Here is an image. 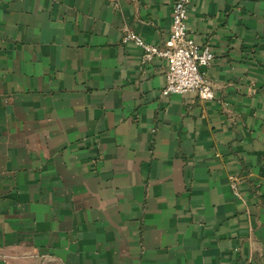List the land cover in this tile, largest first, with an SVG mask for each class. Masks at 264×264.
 <instances>
[{
	"label": "crops",
	"instance_id": "1",
	"mask_svg": "<svg viewBox=\"0 0 264 264\" xmlns=\"http://www.w3.org/2000/svg\"><path fill=\"white\" fill-rule=\"evenodd\" d=\"M173 1L0 0V264H264V0H191L211 101L121 42Z\"/></svg>",
	"mask_w": 264,
	"mask_h": 264
},
{
	"label": "built area",
	"instance_id": "2",
	"mask_svg": "<svg viewBox=\"0 0 264 264\" xmlns=\"http://www.w3.org/2000/svg\"><path fill=\"white\" fill-rule=\"evenodd\" d=\"M191 0H174L171 6V24L161 46L142 41L126 28L122 30V43L132 42L142 52L141 62L153 58L165 64V85L163 94L193 95L201 101H211L215 92L205 76V69L214 58L210 44L198 45L189 34L186 21ZM237 179L231 178V189L236 190Z\"/></svg>",
	"mask_w": 264,
	"mask_h": 264
}]
</instances>
